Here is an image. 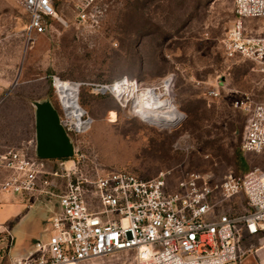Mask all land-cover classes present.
<instances>
[{"label": "rangeland", "instance_id": "374dc122", "mask_svg": "<svg viewBox=\"0 0 264 264\" xmlns=\"http://www.w3.org/2000/svg\"><path fill=\"white\" fill-rule=\"evenodd\" d=\"M99 7L92 27L58 8L64 22L26 47L21 1L0 0V151L35 143L36 103L49 102L64 116L54 88L59 79L79 84L82 119L89 122L70 134L72 158L88 156L98 173L124 170L151 178L172 170L174 179L198 172L219 182L229 171L264 170V150H241L248 116L240 105L264 100L263 77L252 61L227 58L222 50L235 18L232 0H100ZM244 26L264 36V17L246 18ZM123 78L139 90L164 93L180 121L158 127L131 112L130 101L123 107L117 95L100 91ZM54 200L0 195V224L14 239L9 258H22L34 239L47 238ZM8 241V235L0 237L5 264ZM87 264H131V259L118 254Z\"/></svg>", "mask_w": 264, "mask_h": 264}, {"label": "built area", "instance_id": "2783aa9c", "mask_svg": "<svg viewBox=\"0 0 264 264\" xmlns=\"http://www.w3.org/2000/svg\"><path fill=\"white\" fill-rule=\"evenodd\" d=\"M20 1L27 16L26 47L52 31L54 23L64 22L58 8L81 26H94L101 13L100 0ZM232 4L235 18L222 39L223 54L252 61L264 82V36L244 26L246 18L264 17V0ZM116 83L124 88V96L137 87L127 78ZM100 91L109 90L101 86ZM240 105L248 116L241 150L259 154L264 150V100ZM58 120L72 141L74 156L70 134L81 130L71 127L65 113ZM72 156L40 158L33 142L0 151V195L31 197L35 202L55 199L49 209V235L34 239L22 258L8 257L14 239L0 224V237H9L7 264H87L118 254H128L131 264H241L249 251L244 241L264 235L260 168L229 171L219 182L198 172L174 179L172 170L143 178L124 170L98 173L88 156ZM238 198L244 202L241 207Z\"/></svg>", "mask_w": 264, "mask_h": 264}, {"label": "bare ground", "instance_id": "6f19581e", "mask_svg": "<svg viewBox=\"0 0 264 264\" xmlns=\"http://www.w3.org/2000/svg\"><path fill=\"white\" fill-rule=\"evenodd\" d=\"M169 83L170 79L165 78L163 81L164 87H168ZM54 88L58 93L61 107L71 127L75 130H81V132L85 130L89 122L82 119L85 111L78 102L79 84L56 79ZM106 89L121 98L120 103L123 107H126L130 101L129 110L131 112L143 114L158 127H173L181 119V115L172 107L171 101L163 100L166 98L164 93L156 94L152 93L149 88L139 90L138 87L132 86L130 91H127V95L124 96L125 90L120 83L103 86V90ZM112 117L115 118L114 112H112Z\"/></svg>", "mask_w": 264, "mask_h": 264}, {"label": "water", "instance_id": "95a60500", "mask_svg": "<svg viewBox=\"0 0 264 264\" xmlns=\"http://www.w3.org/2000/svg\"><path fill=\"white\" fill-rule=\"evenodd\" d=\"M35 152L40 158L58 159L73 155V144L61 126L57 110L49 103H36Z\"/></svg>", "mask_w": 264, "mask_h": 264}, {"label": "crops", "instance_id": "0c3cea01", "mask_svg": "<svg viewBox=\"0 0 264 264\" xmlns=\"http://www.w3.org/2000/svg\"><path fill=\"white\" fill-rule=\"evenodd\" d=\"M11 196V195H8ZM20 209L24 208L22 204ZM24 211V209H23ZM244 247L249 250L241 264H264V235L258 234L247 238ZM31 249H27L22 255L26 256ZM22 257V256H21ZM13 259V258H12Z\"/></svg>", "mask_w": 264, "mask_h": 264}]
</instances>
